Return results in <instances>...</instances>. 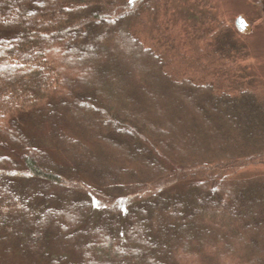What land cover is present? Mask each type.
Returning a JSON list of instances; mask_svg holds the SVG:
<instances>
[{
    "label": "trees",
    "instance_id": "16d2710c",
    "mask_svg": "<svg viewBox=\"0 0 264 264\" xmlns=\"http://www.w3.org/2000/svg\"><path fill=\"white\" fill-rule=\"evenodd\" d=\"M163 8L0 0V264H264L248 50L223 20L178 43Z\"/></svg>",
    "mask_w": 264,
    "mask_h": 264
},
{
    "label": "rangeland",
    "instance_id": "374dc122",
    "mask_svg": "<svg viewBox=\"0 0 264 264\" xmlns=\"http://www.w3.org/2000/svg\"><path fill=\"white\" fill-rule=\"evenodd\" d=\"M164 4L161 17L162 26L176 42H182L183 33L194 23L212 26L223 20L234 29L239 30L236 38L246 45V56L239 65V73L248 76L247 85L264 91V15H260L250 0H160ZM196 15L193 17V14ZM197 16V17H196ZM193 17V18H191ZM239 18L246 21L244 29L240 27ZM128 51L144 61L146 56L132 47ZM171 81V80H170ZM172 82V81H171ZM133 130V128H132ZM258 171L250 167L247 173Z\"/></svg>",
    "mask_w": 264,
    "mask_h": 264
},
{
    "label": "water",
    "instance_id": "95a60500",
    "mask_svg": "<svg viewBox=\"0 0 264 264\" xmlns=\"http://www.w3.org/2000/svg\"><path fill=\"white\" fill-rule=\"evenodd\" d=\"M238 22H240V23H239V24H240V27H241L242 29H244L245 26H246V21H245L244 19H242V18H239V19H238Z\"/></svg>",
    "mask_w": 264,
    "mask_h": 264
},
{
    "label": "snow or ice",
    "instance_id": "6c2138e0",
    "mask_svg": "<svg viewBox=\"0 0 264 264\" xmlns=\"http://www.w3.org/2000/svg\"><path fill=\"white\" fill-rule=\"evenodd\" d=\"M129 2H132V0H129Z\"/></svg>",
    "mask_w": 264,
    "mask_h": 264
}]
</instances>
